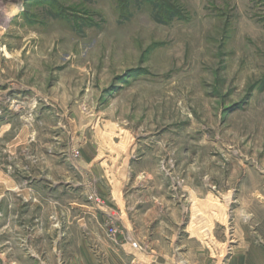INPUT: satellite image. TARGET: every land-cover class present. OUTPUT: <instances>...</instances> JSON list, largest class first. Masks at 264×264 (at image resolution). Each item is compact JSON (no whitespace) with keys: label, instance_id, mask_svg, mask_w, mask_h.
<instances>
[{"label":"rangeland","instance_id":"rangeland-1","mask_svg":"<svg viewBox=\"0 0 264 264\" xmlns=\"http://www.w3.org/2000/svg\"><path fill=\"white\" fill-rule=\"evenodd\" d=\"M249 239L264 0H0V264H231Z\"/></svg>","mask_w":264,"mask_h":264},{"label":"crops","instance_id":"crops-1","mask_svg":"<svg viewBox=\"0 0 264 264\" xmlns=\"http://www.w3.org/2000/svg\"><path fill=\"white\" fill-rule=\"evenodd\" d=\"M246 241V240H245ZM248 242L240 243V248L232 253L231 264H264V245L247 240ZM115 260H118L115 258ZM123 264V260H121Z\"/></svg>","mask_w":264,"mask_h":264},{"label":"built area","instance_id":"built-area-1","mask_svg":"<svg viewBox=\"0 0 264 264\" xmlns=\"http://www.w3.org/2000/svg\"><path fill=\"white\" fill-rule=\"evenodd\" d=\"M133 246L137 248L138 247V244L137 243H133Z\"/></svg>","mask_w":264,"mask_h":264},{"label":"bare ground","instance_id":"bare-ground-1","mask_svg":"<svg viewBox=\"0 0 264 264\" xmlns=\"http://www.w3.org/2000/svg\"><path fill=\"white\" fill-rule=\"evenodd\" d=\"M21 6V5H20ZM17 8V7H16ZM12 15V14H11ZM5 18V17H4Z\"/></svg>","mask_w":264,"mask_h":264},{"label":"water","instance_id":"water-1","mask_svg":"<svg viewBox=\"0 0 264 264\" xmlns=\"http://www.w3.org/2000/svg\"><path fill=\"white\" fill-rule=\"evenodd\" d=\"M21 1H24V0H21Z\"/></svg>","mask_w":264,"mask_h":264}]
</instances>
